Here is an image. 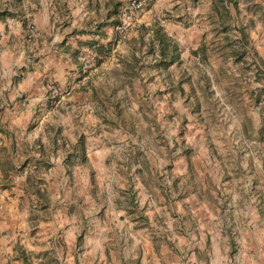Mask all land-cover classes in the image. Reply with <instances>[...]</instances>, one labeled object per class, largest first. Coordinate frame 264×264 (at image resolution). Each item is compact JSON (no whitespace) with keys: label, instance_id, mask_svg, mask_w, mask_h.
Listing matches in <instances>:
<instances>
[{"label":"rangeland","instance_id":"1","mask_svg":"<svg viewBox=\"0 0 264 264\" xmlns=\"http://www.w3.org/2000/svg\"><path fill=\"white\" fill-rule=\"evenodd\" d=\"M123 1L0 0V17L10 8L19 16L37 14L39 21L25 24L36 46L56 30H76L89 40V34L104 27L113 30L118 16L113 9ZM47 4L49 23L39 15ZM162 14L164 21H156L164 28L174 16L168 11ZM181 24L184 30L193 25L188 20ZM231 30L201 31L197 45L189 46L194 49L181 43L180 53L187 46L188 57L184 53L180 59L179 53V62L163 77L148 69L154 62L142 58L144 54L134 70L135 59L116 53L105 60L118 64L113 73L123 83L120 90L129 88V99L115 104L83 94L73 111L47 106L18 128L16 138L31 143L34 151L45 146L47 159L53 162L69 156L70 148L79 150L77 158L66 162V172L61 169L52 175L57 177L53 181L48 170L31 165L24 187L1 186L6 194L0 201V264H24L16 245L28 252L32 264L48 262V254L58 264H131V255L139 256L134 264H191L192 260L195 264H264V146L247 153L243 140L254 133L247 102L256 101L264 123V71L258 66L260 60L236 48L235 39L221 47L220 32ZM229 57L231 63L226 65ZM97 60L86 67L77 60L78 71L68 82L80 80V86L87 82ZM161 60L166 65L175 63ZM208 67L212 87L203 72ZM97 76L101 82L96 76L90 80L105 99L107 83L101 74ZM57 110L63 116L52 115ZM226 121L233 130L224 127ZM80 140L89 147L84 154ZM129 161L132 168H126ZM134 162L140 164V174ZM26 182L37 184L43 196L26 190Z\"/></svg>","mask_w":264,"mask_h":264},{"label":"crops","instance_id":"2","mask_svg":"<svg viewBox=\"0 0 264 264\" xmlns=\"http://www.w3.org/2000/svg\"><path fill=\"white\" fill-rule=\"evenodd\" d=\"M99 4L102 3L99 2ZM47 6V8L42 6L43 9L40 10L39 15L40 17L43 15L42 22L49 23L51 11L49 4ZM119 8L120 5L118 11ZM7 10L10 13L0 17V201L6 194L3 193V187H1L3 184L14 183L17 185L16 190L19 187H24L22 183L24 180L27 181V168L31 165L35 167L36 164L46 163L48 165L46 172L48 170V177L51 178L57 170L58 173H61V169H63L61 171L66 172L68 170L66 169V166L68 167L66 162L77 158V150L79 148L73 147L75 150L73 156L68 157L65 155L53 162L51 159H47L49 156L47 152H44L45 146L40 145L34 151L31 143H24V140L21 141L22 138H16V134L19 130L18 128L23 126L22 124L26 125L31 119H34L38 109L45 110L48 106L45 96L46 85L50 81L65 85L77 73L79 64L76 57L79 51L86 46L94 47L98 52V46L102 45L105 50L99 51L100 53L96 52L98 59L96 62L99 63L97 66H92L88 71V75L91 77L86 80L87 82H82L81 86L76 84L71 98L64 107L60 108L61 110L73 111L75 107L78 108V105L85 98L83 94H89V99H91L90 97H95L97 101H107L115 104L130 98L129 88L126 91L120 90L123 83H121V80L118 81L119 77L114 76L113 72L117 70L116 66L118 64H107L108 62L105 60L110 57L113 59L112 56L116 53L117 56L123 53L120 57L126 53L135 59L133 60L134 70L138 68L140 55L144 54L142 58L146 57L151 64L154 62L148 69L163 77L165 70L173 69L179 62L178 59L172 65L160 62L162 60L160 58L159 38L163 34L168 38V41H171L170 46L168 45L169 49L172 44H176L178 47L176 52L179 55L181 46L184 47L181 43L186 42L188 47L196 46L195 42L202 38L199 36L201 31L209 34L210 30L218 29L221 31L226 25L232 30L231 33L225 32L226 30L224 31L225 33L220 32L222 35L220 39L221 47H227V41L232 38L235 39L236 48L245 50L247 54L255 58L256 62L260 60L258 66L264 71V0H147V4L137 21V29L135 31L131 29L126 39L119 45L114 44V47V42L111 43V39L114 36L113 32H111L113 30H105V27L89 34L87 36L89 40H85L83 34L78 33L76 30L69 33L64 30H56L52 35L48 32V35L46 34L47 38L43 36L45 38L40 40V46H36L38 42L30 39L28 30H25V24L28 20H32L35 23L39 21L37 14L31 13L19 16L13 14L14 10L12 8ZM104 11L108 13V3ZM162 11H168L171 17L174 16L173 18L181 17V20H188L193 25L184 30L181 20L172 18L162 25L164 28L158 27L156 20L158 16H161ZM110 13H112V5ZM2 23L4 25L7 24V28L4 25L2 27ZM75 23H77L76 20ZM144 27L146 28L145 30L143 29ZM18 44L21 46L18 47ZM109 45L111 46L110 51H107ZM187 46L182 49L180 59L184 53L188 57L189 48L194 49V47L188 48ZM146 49L151 50V53L147 54ZM45 54L47 55L44 56ZM170 55L171 50L166 58H170ZM166 58H163V60ZM230 59L231 57L228 58L226 65L231 63ZM207 71H209V67L203 69V72L209 81V87H212L211 74ZM97 74H101L104 77V81H106L108 86L105 99H103L101 93V96L99 95L100 88L92 84L90 80L93 76H96L98 83L101 82L102 79ZM105 76H107V79ZM169 80L163 79V82L168 83ZM93 82L98 84L95 80ZM199 84L203 87L205 86L201 80ZM80 89H86L88 92H83ZM255 102L253 99L247 102L251 106L250 110L246 112L249 115L247 118L251 121V132H253V129L254 133H249V137L245 136L243 139L246 146L245 150H248L247 153L251 154L252 149H255V152L259 151L260 144L264 146V123L260 122L258 107L254 105ZM56 112H53L52 115L63 116L58 110ZM246 125L248 127V124ZM224 127L230 130L234 129L232 124H228L227 121ZM21 132L22 135L25 133V131ZM236 145V148L240 149V144ZM54 147H52V150ZM73 148L68 149V153H71ZM88 149L89 147H84V153ZM65 150L67 151V148ZM7 159L8 163H4ZM25 163L27 167L24 171L25 175L22 176ZM256 163L259 164L258 161ZM128 164L126 168L127 166L132 168L130 161ZM133 168L140 174V164L138 162L133 163ZM29 172L33 174L32 170H29ZM127 175L129 176L131 173L127 172ZM56 178L54 176L52 181ZM63 178L64 175L59 178L60 182L63 181ZM14 189L10 192H13ZM20 195H23V191ZM131 225H133L132 222H130ZM136 258L138 259L139 256H130L131 264L137 263L138 260ZM139 261L141 263L142 260L139 259ZM191 264H195V262L192 260Z\"/></svg>","mask_w":264,"mask_h":264},{"label":"built area","instance_id":"3","mask_svg":"<svg viewBox=\"0 0 264 264\" xmlns=\"http://www.w3.org/2000/svg\"><path fill=\"white\" fill-rule=\"evenodd\" d=\"M146 3L147 0H124L120 4L117 20L112 28L114 33L113 41L115 45H119L126 39L128 32L136 23L137 15L144 9ZM157 19L159 23L164 21L161 16H158ZM96 56L97 53L95 48L86 46L79 51L77 60L83 65V67H86L90 61L96 58ZM85 78V76L82 77V79ZM78 82H80V80H78ZM78 82L77 80L72 79L63 86L54 83L47 84L46 99L50 109L64 107L71 98L74 88Z\"/></svg>","mask_w":264,"mask_h":264},{"label":"trees","instance_id":"4","mask_svg":"<svg viewBox=\"0 0 264 264\" xmlns=\"http://www.w3.org/2000/svg\"><path fill=\"white\" fill-rule=\"evenodd\" d=\"M118 7L119 6L115 5V9H113L114 13H116L118 11ZM224 28L227 29V26L225 25ZM159 40H160V46H159L160 58L161 59L166 58L168 53H169V51L171 50L170 58H168V59L166 58L165 60L168 61V63H173L174 61H176L178 59V52H176L178 47L176 46V44H172V47L169 49L168 45L171 43V41H168V38L165 37L164 34L159 38ZM98 50L102 52V51L105 50V48L102 45H100V46H98ZM79 143L82 145L81 151H82V154H84V144L81 143V140L79 141ZM74 151L75 150H73L71 153H69L68 157H70L71 155L73 156L74 155ZM25 166H26V163L23 165V167H25ZM40 167H43L44 169H47L48 165L46 163H42L40 165L36 164L35 169L38 170ZM28 189L31 190L34 194L43 196L42 190L37 184L32 185L29 182H26V190H28ZM15 250L18 253L17 257L20 258L24 264H32V262H31V260H30V258L28 256V252H26L20 246H17V245L15 246ZM48 258H49L48 262L40 261L38 263L36 262V264H45V263L58 264V262L56 261V258L52 254H50V255L48 254Z\"/></svg>","mask_w":264,"mask_h":264}]
</instances>
